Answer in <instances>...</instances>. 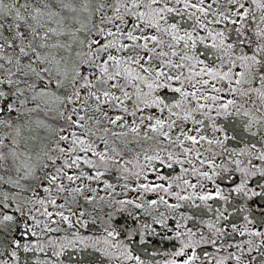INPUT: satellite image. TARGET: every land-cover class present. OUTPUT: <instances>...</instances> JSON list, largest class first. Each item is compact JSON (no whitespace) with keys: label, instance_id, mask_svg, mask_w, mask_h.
Here are the masks:
<instances>
[{"label":"snow or ice","instance_id":"6c2138e0","mask_svg":"<svg viewBox=\"0 0 264 264\" xmlns=\"http://www.w3.org/2000/svg\"><path fill=\"white\" fill-rule=\"evenodd\" d=\"M0 264H264V0H0Z\"/></svg>","mask_w":264,"mask_h":264}]
</instances>
